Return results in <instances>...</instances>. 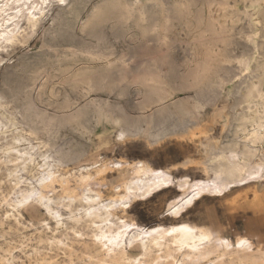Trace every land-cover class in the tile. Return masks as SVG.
I'll use <instances>...</instances> for the list:
<instances>
[{"label": "bare ground", "instance_id": "obj_1", "mask_svg": "<svg viewBox=\"0 0 264 264\" xmlns=\"http://www.w3.org/2000/svg\"><path fill=\"white\" fill-rule=\"evenodd\" d=\"M46 23L37 50L12 67L28 72L27 83L11 88L1 79L6 55ZM0 82V172L11 177L0 237L23 233L25 212L43 208L49 218L30 238L65 257L14 247L0 264H264V249L247 236L121 214L171 188L179 194L165 215L175 219L205 195L250 184L243 194H261L264 0H0ZM109 125L118 142L170 140L187 154L163 166L101 158ZM39 134L46 152L32 141Z\"/></svg>", "mask_w": 264, "mask_h": 264}, {"label": "rangeland", "instance_id": "obj_2", "mask_svg": "<svg viewBox=\"0 0 264 264\" xmlns=\"http://www.w3.org/2000/svg\"><path fill=\"white\" fill-rule=\"evenodd\" d=\"M49 25H50L49 23H46L44 26L40 28L37 34L34 35L32 40H30V42L25 43L21 46H18V48H16L14 51H11L10 53L6 55L7 62H6L5 67L1 69V79H3L5 75H8L9 77L8 84L10 85L11 88L15 89L16 87L27 83L28 72L27 71L14 72L12 70V67L16 65L17 61L21 57H23V55L37 50V41L43 36L44 32L49 27ZM180 54H182V52ZM49 71L52 72L53 68L50 67ZM1 85H2V82H0V86ZM53 85H54L53 82L49 83V87H52ZM67 90L69 89L67 88ZM133 91L134 90L132 89L131 90L132 94L129 98L136 100V96L134 95ZM178 95L183 96L185 95V93H181ZM99 97L106 98L108 97V95L105 93H100ZM111 98L115 100L116 96L113 95ZM35 101L38 105L40 104L36 100V98H35ZM122 103L125 104V106H127L128 111H130L132 114H135V111L132 110L126 103V100L123 99ZM231 103H233V99H231L229 105H231ZM11 108H17V105L12 104ZM229 110L230 109H228V111ZM18 116L20 117V115ZM106 129H108L107 130L108 136L106 139V143L102 145L99 149L101 158H104V159L117 160L118 158L119 159L146 158L155 166H159V165L163 166V164L175 162L181 159L185 154H187L185 153L183 149H181L176 144V142H173L170 140H167L159 144H152V145H148L146 142L147 140H145L144 137L128 138L123 142H118V140H116V137H115L117 135V131L114 130L115 127H113L112 125H109V126H106ZM67 136H73L79 139L77 135L72 134L70 131H66L62 135V137H67ZM9 138H11V136H9ZM44 138L45 137L42 134H39V135L33 136V140H32L35 145H37V143L39 144V147L42 152H46L47 150V148L44 147L40 143L41 140H43ZM3 143L4 142L0 143V146H2ZM193 152H196V150H193ZM83 162H88V161H86V159H83ZM67 169L69 170V172H74L76 170V164L70 162L67 166ZM177 174L181 175L183 174V171L180 170ZM193 177L194 178L205 177V175L201 172H198L195 175H193ZM9 188H11V177L9 176L8 170L4 169L0 172V202L2 201L4 194H8V192H10L11 189ZM239 189L241 188L238 187L235 190H239ZM79 190L81 191V189ZM178 194H179V191L175 188L165 190L163 193L157 194L148 200L134 202V204L128 210L127 213L121 212V214L126 215L132 219H135L138 223L147 225V226H154L157 224L170 225V224H175V223L187 220L188 218L187 216H185L184 218L175 219L173 217L165 215L166 213L165 211L167 209V206H166L167 202ZM239 198L240 197L238 198L236 197L237 200ZM223 202L224 201H221L219 199H213V198L207 199L203 202L198 203L192 209L190 215L196 221L204 220L206 214L208 213H212V214L220 216L221 218L231 220L232 227L226 231V234L231 235L233 238H236L243 234H248L249 236H251L253 239L256 240L257 234L264 233V225L258 224L255 221H253L254 215L250 211L245 212L241 209H237L232 214L229 212V210H227ZM25 216L28 219H26L25 225L22 228L24 235H21L23 233H20L16 235L8 234V235H5L4 237H0V253H3L4 250L8 248L14 249V247L17 249L18 253H23L25 249H27V251H29L30 249L29 252H31L32 250H34V248L42 250V251H44L45 249L46 251V248H47L48 252L53 251V253L55 252L58 253V259L60 262L64 260L65 257H63V253L60 250L58 251V249H55L54 246L53 248L51 246L48 247L47 245L49 244L47 245L45 243L39 244L34 239L32 240L30 238L34 234L35 235L37 234L38 232L37 229L38 230L42 229L41 222L49 218L46 210L41 208L39 210L35 209L31 211H26ZM30 221H33V222H30ZM29 224H32V225H29ZM34 226H36V228H34ZM23 243L25 244L24 246H22ZM42 246H44L45 248ZM50 249H52V251H50Z\"/></svg>", "mask_w": 264, "mask_h": 264}, {"label": "crops", "instance_id": "obj_3", "mask_svg": "<svg viewBox=\"0 0 264 264\" xmlns=\"http://www.w3.org/2000/svg\"><path fill=\"white\" fill-rule=\"evenodd\" d=\"M185 155L182 158H184ZM171 163H173V162H171ZM180 170L183 171V174L186 173V174H190L192 176L195 175L198 172H201L200 170L193 169V168H182V167H179L178 171H180ZM253 185H256V184H250L249 187H252ZM249 187L248 186L247 187H243V188H241L239 190H235L236 188L235 189L233 188L230 192L225 194L226 196L224 195L223 197H215V196H211V195H205L201 199L197 200L195 202V204L193 206H191L182 215L181 218H184L185 216H187L188 217L187 220H184V221H189V222L200 224V225L210 226L213 230L217 231L220 235L226 236V237H230L233 240H235L239 236L236 237V238H233L231 235L226 234V231L229 230L232 227L231 220L221 218L220 216L212 214V213H208V214H206L204 220L196 221L195 219H193L191 217L190 213H191L192 209L198 203L203 202V201H205L207 199L213 198V199H219L221 201H224L223 203H224L225 207L232 214L237 209H241V210H243L245 212L250 211L254 215L253 221H255L258 224L264 225V188L260 192L262 195L260 194L256 199H254V196H253V194H251L252 193L251 191L247 192L246 195L243 194V192L245 190H248ZM163 192H161V193H163ZM238 194H243V195L237 200L236 197H237ZM209 197H211V198H209ZM166 206H167V204H166ZM240 236L249 237L250 239H252L255 242L256 246H260L262 249H264V233L257 234V239L256 240L253 239L248 234H243V235H240ZM262 245H263V247H262Z\"/></svg>", "mask_w": 264, "mask_h": 264}, {"label": "snow or ice", "instance_id": "obj_4", "mask_svg": "<svg viewBox=\"0 0 264 264\" xmlns=\"http://www.w3.org/2000/svg\"><path fill=\"white\" fill-rule=\"evenodd\" d=\"M61 3H63V0H61Z\"/></svg>", "mask_w": 264, "mask_h": 264}]
</instances>
